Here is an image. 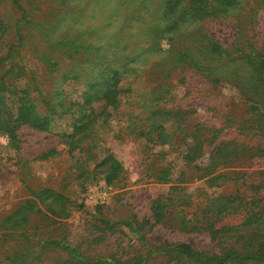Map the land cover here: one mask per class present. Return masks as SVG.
Wrapping results in <instances>:
<instances>
[{
	"label": "trees",
	"instance_id": "trees-1",
	"mask_svg": "<svg viewBox=\"0 0 264 264\" xmlns=\"http://www.w3.org/2000/svg\"><path fill=\"white\" fill-rule=\"evenodd\" d=\"M108 1L0 0V135L7 139L9 148H20L21 126L53 133L55 121L63 118L71 130L56 135L69 152L80 147L85 158L75 160L73 166L85 167L86 156L94 158L98 143L113 126L110 121L115 119L113 122L120 124L113 134L116 138L135 133L151 116L141 118L138 95L160 90L157 99H165L170 95L165 80L189 68L213 84H238L240 95L257 110L261 123L256 125V133L264 139V49L236 42L232 43L233 49L225 48L196 25L198 35L189 36L198 39L200 46L197 55L191 54L182 37L194 29L186 26L185 32H179L177 28L185 16L197 23L231 16L246 0H150L151 4L142 1L137 5L135 0H115L117 9L111 11L103 4ZM123 4L125 10L120 9ZM81 8L88 10L91 21L106 20L109 32L91 24L81 29ZM247 8L251 6L246 1L243 11ZM114 23L116 28L109 26ZM168 31L176 33L177 47L161 49L158 37ZM152 80H157V85L152 86ZM66 86L77 92L76 100L68 101ZM154 112L166 116L172 110ZM117 115L122 117L113 118ZM164 131L162 124H156L140 135L155 146ZM263 153L264 141L263 146L244 150L219 141L210 150V164L202 168L200 177L218 187L225 177L216 174L218 167ZM52 154L49 151L46 155ZM113 166L109 180L117 178L120 171L118 162L114 161ZM24 187L27 199L2 216V224L6 225L0 232L1 260H8V264H41L50 254L49 264H129L115 253L85 251L70 240V233L63 230L60 219H55L68 215L64 203L63 208H54L55 201L64 199L60 193L45 187L29 189L25 183ZM251 189L254 191L248 196L236 192L198 199L199 193L186 199L174 194L156 201L154 223L166 220L171 221L174 230L206 233L218 248L217 252L207 253L187 243L165 244L159 251L165 264H264V179ZM38 203L49 215L33 208ZM240 216L237 223L227 221Z\"/></svg>",
	"mask_w": 264,
	"mask_h": 264
},
{
	"label": "rangeland",
	"instance_id": "rangeland-1",
	"mask_svg": "<svg viewBox=\"0 0 264 264\" xmlns=\"http://www.w3.org/2000/svg\"><path fill=\"white\" fill-rule=\"evenodd\" d=\"M142 1L151 4L150 0H135L134 5ZM246 1L251 8L244 12ZM246 1L231 16L209 18L202 23L189 20L191 18L188 16L183 17L177 23V28L181 29L179 32H185L186 26L194 29L183 33L182 38L187 40L185 48L191 54H198V39L189 34L198 35L196 25H199L225 48L233 49L232 43L236 42L240 46L253 45L263 50L264 0ZM103 4L110 11L117 9L114 8L115 0ZM124 6L120 9L125 10ZM84 9L81 8L83 12L80 20L78 18L81 29L85 30L91 24L99 30H106V20L95 18L91 21L88 10ZM116 25L109 26L116 28ZM175 35L173 31H168L159 36L160 48L177 47ZM179 45L183 47L182 42ZM205 63L202 60L201 64ZM165 83L169 85L170 94L165 99H157L160 90L153 94L144 91L137 97L141 118L145 119L151 114L149 120L124 138L113 136L120 124L116 125L113 122L115 119L110 121L113 126L98 143L94 158L86 156L85 167L73 166L75 160L85 158L80 147L69 152L63 140L56 135V132L68 133L71 130L63 118L55 121L57 128L53 133L21 126L18 130L20 148L16 150L9 148L7 139L0 135V232L6 225L2 224V216L27 199L25 183L29 189L50 188L64 197L53 205L54 208H63L61 203H64L68 215L55 219H60L63 230L70 233V240L80 244L85 251L100 249L107 254L115 253L129 264H165V259L159 256L160 246L170 243H187L207 253L217 252L216 242L206 233L174 230L171 221L166 220L154 223L156 201H164L174 194L186 199L199 193L198 199L236 192L248 196L254 191L251 186L264 179V153L245 156L227 167H218L216 174L223 173L225 176L218 187H212L213 182H207V178L201 179V170L210 164L209 152L219 141L238 146L239 150L263 146L264 139L256 133L259 129L256 125L261 122L249 99L240 95L238 84H213L194 68L174 72ZM151 84L157 85V80H152ZM65 88L68 101L76 100L77 92L71 86ZM163 109L172 110V113L153 115L154 111ZM121 117L113 116L117 119ZM156 124H162L165 131L157 145L153 146L140 134ZM169 136H175V139L171 141ZM49 151H53V154L46 155ZM106 157L112 159L107 161ZM114 161L119 163L120 171L117 178L109 180L110 166ZM161 171L166 173L165 176ZM170 174L172 181L168 182ZM172 187L176 190H172ZM33 208H38L44 214L49 213L40 203ZM32 215L40 221L35 213ZM240 218L227 221L237 223ZM48 256L41 264L50 263L52 255ZM144 258L146 262L142 261ZM1 259L0 256V264H8V260Z\"/></svg>",
	"mask_w": 264,
	"mask_h": 264
}]
</instances>
